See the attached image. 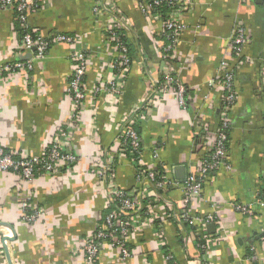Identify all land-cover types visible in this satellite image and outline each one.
I'll list each match as a JSON object with an SVG mask.
<instances>
[{"label": "crops", "instance_id": "obj_1", "mask_svg": "<svg viewBox=\"0 0 264 264\" xmlns=\"http://www.w3.org/2000/svg\"><path fill=\"white\" fill-rule=\"evenodd\" d=\"M115 3L133 23L132 30L124 34L135 50L118 100L102 91L85 100L69 141L78 158L76 164L57 174L38 173L31 182L12 172H0V222L10 224L15 232V238L7 242L11 263L86 264L75 249L94 231L104 213L106 197L92 166L102 154L116 148L122 119L146 98L152 80L162 79L161 71H170L185 87V106L180 105L177 91L171 86L152 100L149 115L137 128L145 159L157 149L165 174L180 183L169 188L165 196L181 207L182 184L198 157L191 118L200 109L212 129L218 125L220 87L208 83L230 65L235 69L236 91L227 144L231 169L223 166L205 177L202 200L195 211L201 215L211 212V203H217L213 232L195 222L200 237L185 236L173 220L165 217L162 207L156 208L161 231L158 227L136 226L128 239L130 257L123 258L118 249L105 245L97 262L188 264L189 258L200 256L199 240L206 236L208 264H264V206L255 204L253 215L240 213L232 206L252 203L259 187L264 189V0H191L181 13L185 28L167 63L161 55V23L146 19L134 0ZM43 4L28 13V25L44 33L56 30L81 38L82 45L89 48L86 82L111 78L108 64L116 50L106 38L110 16L94 14L92 0H45ZM237 20L245 24L248 35L239 67L235 65L237 57L228 50ZM18 35L19 23L13 9L0 8L1 62L13 58ZM70 50L68 44H55L43 59H33L25 51L19 58H32L31 71L3 75L0 144L5 149L40 155L51 142L71 110L65 90L71 69ZM115 173L122 188L137 186L126 160L117 161ZM29 192L45 212L33 223L21 219V202ZM4 235L12 236V230L0 224V264H8ZM165 250L174 263L167 260Z\"/></svg>", "mask_w": 264, "mask_h": 264}, {"label": "built area", "instance_id": "obj_2", "mask_svg": "<svg viewBox=\"0 0 264 264\" xmlns=\"http://www.w3.org/2000/svg\"><path fill=\"white\" fill-rule=\"evenodd\" d=\"M44 1L0 0V8L13 9L19 23L17 51L12 54V59L0 61V81L6 73L9 75L27 74L32 69V58L43 59L48 49L55 44L65 43L71 48V69L65 89L71 101V110L64 122L56 128L46 149L40 155H35L29 152L7 150L0 144V172H12L21 180L28 182H31L38 173L57 174L63 170H69L76 164L78 158L71 150L69 141L74 123L79 120V113L83 109L85 100L97 96L99 91L112 94L118 100L132 61L127 45L121 42L120 35L116 34L119 30L124 33L131 31L132 21L116 5L115 0H92L94 14L110 16L106 38L109 43H114L116 56L108 64L111 78L99 79L95 83L88 84L85 74L89 48L82 45L81 38L56 30L44 33L28 25V13L42 8ZM134 1L146 19L161 23L159 35L170 42L167 45H161L162 59L167 63L169 53H173V46L180 32L185 28L181 13L191 0ZM163 5L169 8L165 16L158 9ZM247 41L246 26L242 21L237 20L229 37L228 50L237 57L235 65L238 67L242 65V54ZM25 51L30 52L32 58L21 60L19 55ZM234 70V67L226 65L208 83V85L220 87L219 124L212 129L200 109L196 110L191 118L193 143L198 157L182 184L181 207L175 206L165 196L169 188L180 183L165 174L162 163L158 162L157 149L152 150L148 160L145 159L137 125L149 115L152 100L171 86L175 87L179 103L184 107L185 87L173 73L161 71L162 79L154 78L149 85L146 98L134 106L127 118L122 119L116 148L102 154L103 157L92 166L93 173L106 191L104 203L106 212L99 218L94 231L86 235L79 247L75 249V253L81 254L86 264H98L99 251L105 245L118 249L123 258L130 257L131 249L128 239L132 229L136 226H149L158 227L161 231L162 221L160 216L154 213L156 208L162 207L165 217L173 220L185 236H197L196 227L194 228L195 222H199L202 225L200 227L205 229L207 224L215 221L218 211L217 203H211L213 209L211 212L201 215L195 211L202 200V186L205 177L223 166L228 170L231 169V164L227 159L226 143L231 121V106L236 98L233 84ZM120 159L126 160L133 169L137 184L135 188L124 189L117 182L115 169ZM34 197L29 192L21 202V219L26 223H33L45 214L44 210L36 204ZM255 204L264 206V189L261 186L256 191L255 200L252 203H232V206L240 213L253 215ZM158 230L155 231L160 235ZM7 242L8 240L3 241L5 245H8ZM207 242L206 240L199 243L200 256L194 259L189 258L188 264H208L205 261ZM166 258L174 263L170 253H166ZM252 258H256L255 255H252Z\"/></svg>", "mask_w": 264, "mask_h": 264}, {"label": "trees", "instance_id": "obj_3", "mask_svg": "<svg viewBox=\"0 0 264 264\" xmlns=\"http://www.w3.org/2000/svg\"><path fill=\"white\" fill-rule=\"evenodd\" d=\"M158 9H159V12L162 13L163 16H165V14L169 11L168 6H165V5H163L162 7H159ZM14 15H16L15 12H14ZM116 34L120 35L119 37H120V39H121V42H124V43L127 45V47H128V52H129L130 56H132V54L134 53V50H135V46L127 42V37L125 36V34H124L123 31H120V30H119V31L116 32ZM160 38L163 40V45H167V44L170 43L169 40H167L166 38H163V37H160ZM170 54H171V52L169 53V55H170ZM218 124H219V123H218ZM137 126H138V125H137ZM137 129H138V128H137ZM227 144H228V140H227V143H226V148H227ZM105 212H106V211H104V213H105ZM104 213H103V214H104ZM194 228H195V226H194ZM204 236H205V235H204ZM197 237L199 238L200 235H197ZM205 238H206V236H205ZM205 238H200L201 240H199V242H203V241H205Z\"/></svg>", "mask_w": 264, "mask_h": 264}, {"label": "water", "instance_id": "obj_4", "mask_svg": "<svg viewBox=\"0 0 264 264\" xmlns=\"http://www.w3.org/2000/svg\"><path fill=\"white\" fill-rule=\"evenodd\" d=\"M0 224L8 226L12 230V236H5L4 235L2 237V242L5 241V240H8V241L13 240L15 238V232H14L13 227L10 224H7V223L0 222ZM213 230H214V223L207 224V231L211 233V232H213ZM3 247H4V250H5V256H6V259L8 261V264H12L11 260H10L9 252H8V249H7V245H5L3 243Z\"/></svg>", "mask_w": 264, "mask_h": 264}]
</instances>
